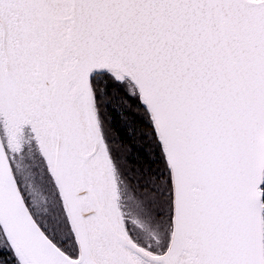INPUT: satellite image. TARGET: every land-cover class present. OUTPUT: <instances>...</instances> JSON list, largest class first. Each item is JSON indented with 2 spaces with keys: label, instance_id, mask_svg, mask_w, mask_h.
I'll return each mask as SVG.
<instances>
[{
  "label": "snow or ice",
  "instance_id": "1",
  "mask_svg": "<svg viewBox=\"0 0 264 264\" xmlns=\"http://www.w3.org/2000/svg\"><path fill=\"white\" fill-rule=\"evenodd\" d=\"M0 264H264V0H0Z\"/></svg>",
  "mask_w": 264,
  "mask_h": 264
}]
</instances>
